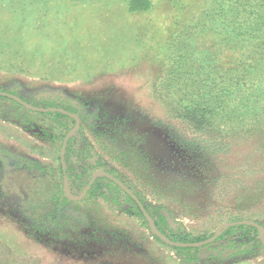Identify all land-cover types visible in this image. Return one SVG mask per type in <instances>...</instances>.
Masks as SVG:
<instances>
[{
	"label": "rangeland",
	"instance_id": "obj_1",
	"mask_svg": "<svg viewBox=\"0 0 264 264\" xmlns=\"http://www.w3.org/2000/svg\"><path fill=\"white\" fill-rule=\"evenodd\" d=\"M146 1L0 0V91L83 132L64 167L75 123L0 97V264H264L249 237L176 248L154 215L190 238L264 224V0ZM99 170L156 230L108 177L93 184L110 195L81 197Z\"/></svg>",
	"mask_w": 264,
	"mask_h": 264
},
{
	"label": "trees",
	"instance_id": "obj_2",
	"mask_svg": "<svg viewBox=\"0 0 264 264\" xmlns=\"http://www.w3.org/2000/svg\"><path fill=\"white\" fill-rule=\"evenodd\" d=\"M137 1V4H136ZM143 3H142V2ZM141 4V6H139ZM147 1L146 0H132V2L130 3V9L131 10H138L139 8H145L147 6ZM257 66H260L262 68H264V57L260 58L259 62L256 63ZM256 75H261L258 74L256 72H253ZM215 86L218 84V81L215 79L214 81ZM212 84V82H210V84L208 85H214ZM232 85V82L230 83ZM233 89V88H232ZM243 94H245V96L243 97L244 100H249L251 97L250 93L244 92ZM253 94V93H252ZM192 95H197L196 94H192ZM1 97V96H0ZM1 98H6V97H1ZM219 98V96H218ZM16 102V101H15ZM17 103V102H16ZM20 107H22V105H20L19 103H17ZM217 107V105L215 106V108ZM24 108V107H22ZM25 109V108H24ZM247 109V108H246ZM41 114H50L53 115V119L56 123L57 126H53L52 129L53 130H57L59 129V126L64 127L66 125V123L69 122V120L71 121L72 125H74L75 123V118L73 116L67 115L63 112L60 111H46V112H40ZM185 114L184 117H187L188 119L192 120V127H194L196 130L202 129V126L204 124H206V122L203 123L204 118H202L201 116L198 117L196 114L192 113V112H183ZM1 114L4 116L5 112H1ZM65 119H69L68 122ZM215 123H209L207 125L213 127ZM205 125V126H207ZM67 130V128H65V131ZM82 126H80L70 137L69 141H68V146H67V151L69 149V145L71 141H74L75 143H78L81 136H82ZM209 139H212L210 137H207ZM203 142H208V140H203ZM213 152H218V149L216 151ZM99 177H105L107 178L105 175H99ZM70 188H71V184ZM117 186V185H116ZM118 187V186H117ZM119 188V187H118ZM99 193H103L105 195H110V189L109 186L107 184H104L102 182H98L96 183V185H92L90 187V189L88 190V192L86 193L85 198L88 197H93L98 195ZM127 194V193H126ZM128 195V194H127ZM129 196V195H128ZM129 198L132 200V198L129 196ZM133 201V200H132ZM134 203V208L137 210L138 213H140L144 218L145 216L143 215L142 211L140 210L139 206L133 201ZM158 217V219L161 222H164L165 224H167L169 231H170V237L177 242H181V243H195V242H200L203 241L204 239H207V237H203V236H194L193 238L191 237V234L189 232H185V231H180L179 228H172L170 226V224L167 222L165 215L163 214V212L161 210H156V214H154ZM158 224V222H156ZM264 226V224H263ZM229 236H232V239H235L236 237H240L242 239L249 237L248 242H254L256 245L263 247V244L259 238L258 235V231L257 228L253 225L250 224H240V225H231V226H226L222 229L221 234L219 236V238L217 240L220 239H225ZM176 248L179 249H183V250H187V251H192L195 255L197 252L199 251H204L203 249L205 247H200V246H176Z\"/></svg>",
	"mask_w": 264,
	"mask_h": 264
},
{
	"label": "water",
	"instance_id": "obj_3",
	"mask_svg": "<svg viewBox=\"0 0 264 264\" xmlns=\"http://www.w3.org/2000/svg\"><path fill=\"white\" fill-rule=\"evenodd\" d=\"M0 96H7L10 97L14 100H16L17 102H19L20 104L24 105L27 108L33 109V110H37V111H60L63 112L67 115L73 116L76 120L75 125L73 126V128L66 134L64 141H63V145H62V149H61V157H62V161L65 167V151H66V146L68 143L69 138L72 136V134L80 127L81 122L80 119L78 118V116L70 111H67L63 108H58V107H51V108H42V107H36L33 106L32 104L26 102L25 100H23L22 98H20L19 96L12 94L10 92H5V91H0ZM98 175H105L106 177H108L109 179H111L112 181H114L121 189H123L127 194H129L131 196V198L135 201V203L139 206L140 210L142 211V213L145 215L147 221L149 222L150 226L156 230V223L155 220L153 218V216L151 215V213L149 212V210L147 209V207L145 206V204L143 203V201L139 198V196L129 187L127 186L121 179H119L117 176H115L114 174L104 171V170H99L96 171L93 174V177L90 180L89 185L86 187L85 191L83 192V194L81 195L84 196L85 193L87 192V190L89 189V187L93 184L96 176ZM163 214L165 215L166 219L168 220V222L172 225L175 226V223L170 215L169 212L167 211H163ZM239 224H250L255 226L258 229L261 241L264 245V227L262 224H260L259 222L253 221V220H242V221H235V222H227V223H223L221 224L216 231L214 232V234L203 241L200 242H195V243H180V242H175L172 241L168 238H166L168 240L169 243L171 244H175V245H181V246H203L206 245L208 243H211L215 240H217L221 234V231L224 227L226 226H231V225H239Z\"/></svg>",
	"mask_w": 264,
	"mask_h": 264
}]
</instances>
